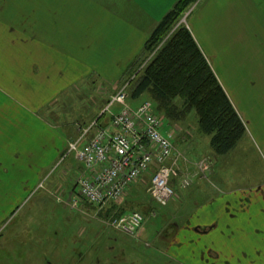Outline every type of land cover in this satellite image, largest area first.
Wrapping results in <instances>:
<instances>
[{"label": "rangeland", "instance_id": "374dc122", "mask_svg": "<svg viewBox=\"0 0 264 264\" xmlns=\"http://www.w3.org/2000/svg\"><path fill=\"white\" fill-rule=\"evenodd\" d=\"M2 1L5 3L0 0V5ZM207 4L208 10L200 13ZM184 24L188 28L195 24L204 32L202 37L212 53L208 60L241 114L244 138L229 154L217 157L210 149V137L198 132L194 112L183 122L170 124L159 114L164 130L174 134L179 158L178 167L174 166L181 170L172 179L175 196L170 203L160 207L150 201L145 194L146 181H140L125 199L107 207L74 209V184L82 169L68 153L67 145L79 138L81 127L85 128L83 119L92 112L90 101L93 107L101 105L96 93L107 91L103 106L125 87L129 94L142 57L107 86L96 76L89 77L96 93L85 88L63 93L58 108L46 114L47 118L54 115L62 125L64 136L57 164L63 162L47 176V184L31 183L23 191L12 190L9 217L0 222V264H212L208 263L209 255L217 258L213 252L206 253L204 260L199 255L207 244L217 251L245 252L254 263L264 261V0H199ZM228 33L231 44H227ZM16 39L19 41L20 36ZM16 39L8 28L0 26V82L4 84L11 80L6 73L11 55L20 50ZM85 103L90 110L82 108ZM110 111L118 112L119 106ZM70 122L74 124L68 127ZM198 161L208 167L207 173H196ZM186 176L190 184L184 189L181 182ZM54 180L55 186L47 188ZM213 202L216 206L211 210L208 204ZM132 212L145 218L140 232L121 233L109 227L111 219ZM16 230H28L29 236ZM205 231L211 233L210 243L200 241ZM236 256L240 262L235 256L227 259V254H222L219 262L246 264L244 254Z\"/></svg>", "mask_w": 264, "mask_h": 264}, {"label": "crops", "instance_id": "0c3cea01", "mask_svg": "<svg viewBox=\"0 0 264 264\" xmlns=\"http://www.w3.org/2000/svg\"><path fill=\"white\" fill-rule=\"evenodd\" d=\"M176 1H2L0 26L8 28L14 39L20 36L19 41L16 39L20 50L11 55V63L6 69L10 82H0V222L9 217L7 207L13 189L23 191L31 183H39L38 180L41 182L54 173L64 135L60 120L56 121L54 115L47 118L46 114L58 108L57 101L61 95L78 88L91 89L88 92L96 93L95 84L87 80L91 76L101 79L106 86V83H114L119 76L121 78L139 59L147 38ZM208 6L200 13L207 11ZM230 29L229 24L225 30L228 32ZM189 30L204 56L209 59L212 53L202 37L204 32L195 24L190 25ZM227 36V44H231L229 33ZM212 70L216 75L214 67ZM108 78L114 80L109 81ZM96 94L103 103L107 91ZM227 96L234 106L229 94ZM137 100L133 102L134 107L141 104ZM90 103L92 112L83 119V124L94 119L103 108L102 103L99 108L93 107V100ZM81 106L85 111L90 110L86 103ZM237 113L241 118V114ZM74 123L70 122L68 127ZM48 181L45 180L44 184ZM55 184L54 180L47 188ZM208 205L211 210L216 206L215 202ZM28 232L16 230L15 233L29 236ZM209 232H200V241L210 243L212 237ZM209 252L217 255V258L209 255L208 263L212 264H220L222 254H227L229 259L230 256L237 257V253L244 254V259H248L246 264H258L245 252L217 251L209 244L199 252L201 260ZM260 264H264V261Z\"/></svg>", "mask_w": 264, "mask_h": 264}, {"label": "trees", "instance_id": "16d2710c", "mask_svg": "<svg viewBox=\"0 0 264 264\" xmlns=\"http://www.w3.org/2000/svg\"><path fill=\"white\" fill-rule=\"evenodd\" d=\"M197 1L177 0L155 26L143 46L141 63H133H140L139 68L151 56L131 81L129 97L148 96L154 113L169 124L181 123L194 112L198 132L210 137L211 151L223 157L244 138L246 127L190 30L178 25Z\"/></svg>", "mask_w": 264, "mask_h": 264}, {"label": "built area", "instance_id": "2783aa9c", "mask_svg": "<svg viewBox=\"0 0 264 264\" xmlns=\"http://www.w3.org/2000/svg\"><path fill=\"white\" fill-rule=\"evenodd\" d=\"M115 104L120 105L121 110L112 115L113 132L93 123L69 145L68 152L86 171L77 180L78 195L81 200L99 207L116 202L154 162L158 168L150 179L147 193L157 204L165 206L174 196L172 179L181 171L177 168L179 158L171 136L162 135L160 122L151 114L149 103L132 110L126 105L125 92L121 91L111 99L106 112ZM92 129H95L93 136L84 141ZM145 143L152 146V151L146 149ZM170 161L172 165L168 164ZM195 168L200 174L208 170L203 163ZM189 184L190 178L186 176L181 188L185 189ZM72 206L77 207L78 202L74 201ZM142 223L141 215L131 213L112 219L109 224L112 228L134 234Z\"/></svg>", "mask_w": 264, "mask_h": 264}, {"label": "flooded vegetation", "instance_id": "af4514ba", "mask_svg": "<svg viewBox=\"0 0 264 264\" xmlns=\"http://www.w3.org/2000/svg\"><path fill=\"white\" fill-rule=\"evenodd\" d=\"M198 230H196V232H197Z\"/></svg>", "mask_w": 264, "mask_h": 264}]
</instances>
